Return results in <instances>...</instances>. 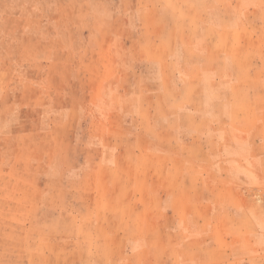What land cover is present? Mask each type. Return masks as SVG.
I'll use <instances>...</instances> for the list:
<instances>
[{
    "label": "rangeland",
    "instance_id": "374dc122",
    "mask_svg": "<svg viewBox=\"0 0 264 264\" xmlns=\"http://www.w3.org/2000/svg\"><path fill=\"white\" fill-rule=\"evenodd\" d=\"M0 264H264V0H0Z\"/></svg>",
    "mask_w": 264,
    "mask_h": 264
}]
</instances>
